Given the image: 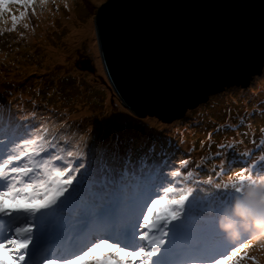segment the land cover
Listing matches in <instances>:
<instances>
[{
    "label": "snow or ice",
    "instance_id": "6c2138e0",
    "mask_svg": "<svg viewBox=\"0 0 264 264\" xmlns=\"http://www.w3.org/2000/svg\"><path fill=\"white\" fill-rule=\"evenodd\" d=\"M47 3L0 0V34L16 32L21 25L28 29L27 10L34 14L37 4ZM114 6V0H106L101 11ZM119 27L112 15L101 17V43L102 31L112 40ZM102 44L103 50L95 46L101 60L106 50ZM33 121L35 114L14 118L0 105V122L5 124L0 128V264H240L242 259L260 264L248 252L258 236L246 232L229 239L217 220L247 188H259L264 203V154L254 159L251 150L243 152L244 166L235 179L215 183L209 176L185 186L181 168L189 159L177 167L162 150L150 162L142 157L144 163L135 169L130 158L120 163L117 150L112 153L115 166L95 181L89 147L80 148L83 138L69 150L42 119ZM226 147L235 145H219ZM216 167L217 177L230 170L224 159ZM201 185L213 190L205 192ZM259 248L264 251V242Z\"/></svg>",
    "mask_w": 264,
    "mask_h": 264
},
{
    "label": "rangeland",
    "instance_id": "374dc122",
    "mask_svg": "<svg viewBox=\"0 0 264 264\" xmlns=\"http://www.w3.org/2000/svg\"><path fill=\"white\" fill-rule=\"evenodd\" d=\"M104 2L106 0H48L43 7L37 4L34 14L31 8L27 10L28 29L21 25L16 32L0 34V105L9 114L13 110L11 104L15 106L16 113L11 115L14 118L35 114L37 121L32 123L42 119L69 150L83 138L80 148L89 147L95 181L103 177L102 168L115 166L113 152L119 151L120 163L125 158L140 155L149 157L150 162L158 158L155 151H149L153 146L157 152L165 150L170 162L177 167L179 161L190 160L187 167L181 168L185 186H195L197 181L209 176L215 183L228 181L229 177L235 179V172L242 167L236 161L237 153L242 155L264 141V69L247 86L232 85L212 94L205 102L207 105L188 109L184 116L171 122L149 114L131 117L132 112L122 105L111 88L95 51V15ZM7 26L10 27V22ZM73 31L78 38L72 51L66 53L70 51L67 37ZM20 32L24 33L23 37ZM47 42L56 45V49L63 48V54H68L69 58L61 61L48 53ZM88 61L96 70L84 66ZM196 120L198 123L191 124ZM0 128H5L3 122ZM221 143L235 147L221 150ZM221 151V158L215 159L214 155ZM253 153L254 159L262 154ZM221 159L227 161L230 170L217 177L215 173L220 169L216 166ZM72 163L78 166L76 161ZM140 168L141 165L135 167ZM189 171L192 177H187ZM201 186L205 192L213 190L207 185ZM234 199L229 204L230 214ZM220 217L221 213L217 223ZM262 242L264 236H258L252 241L255 247L248 250L260 264H264V256L260 257L257 252L264 254L259 248ZM240 264H252V261L242 259Z\"/></svg>",
    "mask_w": 264,
    "mask_h": 264
},
{
    "label": "water",
    "instance_id": "95a60500",
    "mask_svg": "<svg viewBox=\"0 0 264 264\" xmlns=\"http://www.w3.org/2000/svg\"><path fill=\"white\" fill-rule=\"evenodd\" d=\"M95 15L102 65L122 105L164 122L264 69V0H114ZM120 22L115 37L97 22ZM85 67L96 70L89 61Z\"/></svg>",
    "mask_w": 264,
    "mask_h": 264
},
{
    "label": "clouds",
    "instance_id": "9594fccd",
    "mask_svg": "<svg viewBox=\"0 0 264 264\" xmlns=\"http://www.w3.org/2000/svg\"><path fill=\"white\" fill-rule=\"evenodd\" d=\"M237 218L242 222L245 232L253 236H264V203H261L259 188H247L243 196L234 199L232 214L227 211L221 214L219 227L229 239H238L242 234Z\"/></svg>",
    "mask_w": 264,
    "mask_h": 264
},
{
    "label": "trees",
    "instance_id": "16d2710c",
    "mask_svg": "<svg viewBox=\"0 0 264 264\" xmlns=\"http://www.w3.org/2000/svg\"><path fill=\"white\" fill-rule=\"evenodd\" d=\"M108 84V83H107ZM18 87H19V89H20V85H18ZM208 101V100H207ZM206 101V102H207ZM200 104H205V105H207L205 102H203V103H200ZM199 104V105H200ZM12 105V104H11ZM199 105H197V106H199ZM205 105H203V106H205ZM13 106V105H12ZM12 106H10L11 108H13V110H11V115H14L16 112H15V106L14 107H12ZM121 107V106H120ZM122 109H123V107H121ZM132 116H134V114H132L131 113V117ZM234 119V118H233ZM232 119V121H234ZM193 123H198V121L196 120V121H193V122H191V124H193ZM9 131H10V129H9ZM0 138L1 139H3V136L2 135H0ZM127 146V145H126ZM195 150V149H194ZM244 150H247V149H244ZM249 150H251V152L253 153V152H255V151H259L260 153H262V154H264V148H263V145H262V143L260 142L259 143V145H257L255 148H249L247 151H249ZM165 151V150H164ZM155 152L157 153V156H158V154L160 153V152H157V150H155ZM183 153L184 152H186V151H182ZM245 152V151H244ZM130 154L132 153V152H129ZM187 153V152H186ZM133 154V153H132ZM91 155L93 156L94 154L93 153H91ZM91 156V157H92ZM143 156H138V157H135V158H133V157H128V158H130L131 159V161H132V163H133V165H134V167H137V166H140V165H142L143 163H144V161L141 159ZM159 158V157H158ZM157 158V159H158ZM243 156L242 155H240L239 153H237V155H236V161H238L239 162V164L243 167L244 166V164H243ZM94 160L93 159H91V162H93ZM123 163V162H122ZM121 163V164H122ZM98 168V167H97ZM108 170H109V167H105V168H102V172H103V177L104 176H106V174H108ZM255 175V174H254ZM229 207L230 206H228L227 207V210L229 209ZM225 212V210H223L222 212H221V214L222 213H224ZM229 214H230V209H229ZM237 224H238V227H240L241 228V232L242 233H246L245 231H244V229H243V227H242V223H241V221L237 218ZM218 226H219V222H218ZM225 233V232H224ZM226 234V233H225ZM224 251H227V249H225Z\"/></svg>",
    "mask_w": 264,
    "mask_h": 264
},
{
    "label": "bare ground",
    "instance_id": "6f19581e",
    "mask_svg": "<svg viewBox=\"0 0 264 264\" xmlns=\"http://www.w3.org/2000/svg\"><path fill=\"white\" fill-rule=\"evenodd\" d=\"M64 21H65V18L62 17V22H64ZM67 24L68 25H71L70 23H67ZM77 38H78V36H77V34H76L75 31H73V33H71L67 37V42H68V44H70V48H69L70 51H68V52L66 51V53H70L72 51V49H73V47H74V45H75V43L77 41ZM55 46L52 44V42L45 43V47L48 49V53H52L55 57H57V59H59L61 61H65V59L69 58V55L68 54H66V55L63 54V51H64L63 48L59 47L58 49H56L57 47H55ZM12 107H14V106H12ZM257 253H258V255L260 257H263L264 256L263 252L260 254V252L258 251ZM261 264H263V263H261Z\"/></svg>",
    "mask_w": 264,
    "mask_h": 264
}]
</instances>
